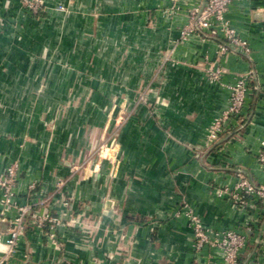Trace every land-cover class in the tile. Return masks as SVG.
<instances>
[{"label": "crops", "instance_id": "obj_1", "mask_svg": "<svg viewBox=\"0 0 264 264\" xmlns=\"http://www.w3.org/2000/svg\"><path fill=\"white\" fill-rule=\"evenodd\" d=\"M45 3L49 16L40 23L26 14L21 0H0V171L18 161V203L64 221L57 228V245L42 228L28 224L1 264H189L196 252L189 219L179 213L185 204L216 230L242 229L250 220L264 218L261 203L237 209L216 194L220 184L233 187L235 167L264 183L258 160L264 141V0H235L226 12L249 41L251 53L247 59L232 52L219 62L224 83L252 69L257 76L247 96L244 125L228 130L213 145L207 127L230 95L225 84L210 82L205 72V56L217 58V41L199 35L178 41L186 16L165 17L163 8L170 0ZM62 3L72 12L58 10L56 4ZM46 36L49 42L42 44ZM111 50L123 57L114 63L113 80L104 79V63H95L100 75L92 85L119 88L129 79L131 85L149 88V102L159 104L130 116L118 137L124 152L118 165L112 158L86 165L93 147L88 131L76 129L72 110L66 106L59 111L58 103L88 102L92 93L86 97L84 88L93 75L85 57ZM42 54L49 60L43 61ZM59 55L68 58L70 69L57 63ZM77 56L81 58L74 62L71 58ZM125 65L127 74L122 75ZM78 69L84 72L81 78L75 76ZM45 70L58 73L47 79ZM43 104H51L50 109ZM83 116L78 112L77 119ZM33 182L37 187L31 190ZM3 209L0 202V217ZM260 222L248 233L241 264H264ZM0 225L3 255L9 222ZM199 258L200 264H225L211 248Z\"/></svg>", "mask_w": 264, "mask_h": 264}, {"label": "built area", "instance_id": "obj_2", "mask_svg": "<svg viewBox=\"0 0 264 264\" xmlns=\"http://www.w3.org/2000/svg\"><path fill=\"white\" fill-rule=\"evenodd\" d=\"M233 1L235 0H206L202 6V3H191L189 0H170V4L166 7L170 12L168 18H174L181 13L186 16V23L180 28L178 41H186L193 35L217 41L218 59L210 60L207 55L204 58L206 75L212 83L225 84L223 80L225 69L219 62L225 59L227 54L241 52L250 55L251 53L249 41L240 35L226 17V12ZM21 5L24 10L34 16L46 11L45 0H21ZM59 8L63 10L65 5L60 4ZM252 72L254 71L243 73L233 83L225 84L230 93L229 101L225 109L215 116L208 129L211 142L216 143L228 130L235 131L244 125ZM258 160L264 168V141L261 142ZM235 168L237 169L234 170L236 181L233 187L228 183L220 184L216 194L221 197L226 196L237 209L244 210L258 202L264 207V183L249 179L239 170L241 167ZM20 176L21 166L18 161L12 162L0 171V202L4 207L0 224L4 221L9 222L4 239L7 249L3 255H0V264L15 250L28 224L42 228L45 236L56 245L60 242L57 228L63 224L62 216H54L49 211L34 209L31 204L18 203L17 188ZM36 187L35 182L30 184L31 190ZM40 202L45 204L47 199L43 198ZM12 210H16L14 215H10ZM28 213H31V216L27 221ZM179 213H184L188 217L193 229V248L196 258L189 264H200L199 255L205 248L215 249L222 256L225 264H241V256L249 245L248 233L253 230L259 220L264 227V218L262 220L256 218L250 220L242 229L216 230L206 226L202 218L187 204Z\"/></svg>", "mask_w": 264, "mask_h": 264}, {"label": "rangeland", "instance_id": "obj_3", "mask_svg": "<svg viewBox=\"0 0 264 264\" xmlns=\"http://www.w3.org/2000/svg\"><path fill=\"white\" fill-rule=\"evenodd\" d=\"M56 8L60 10L59 4H56ZM47 9L48 7L46 5V11L39 13L36 16L29 14L26 10L25 12L27 15L31 16L33 19H36L41 23L44 21L45 18L47 19V16H49ZM61 11H63L64 14H69L72 12L70 7L68 6H65V8ZM154 12L155 10L153 11V13ZM163 14L165 15V17L168 18L170 12L168 11V9L163 8ZM47 42H49V39L46 36L45 39L42 40V44H45ZM235 53L244 55L245 57H247V59L250 58L249 54L247 55L241 52H235ZM41 57L43 61H44V58L46 60H49L48 54H44V55L42 54ZM80 58L79 56H77V60L76 58H73V57L71 59L75 62V61H79ZM85 58L87 59V60L85 59L86 62L90 61L91 67L89 68V73L90 75H93V76L89 77V79H92L91 85L88 86L87 88H84L86 91V93L84 94L86 97H88L92 93V95L90 96L91 99L88 102H83V103L81 101L80 102L74 101L70 103L61 102L58 104L63 109L59 108L58 110L64 111L65 107L67 106L68 109L70 108L73 112L74 123H75L74 127L76 129L79 128L80 130L87 129L86 131H88V136H89L90 142L93 144V147L91 148V151L88 154V158L85 162L86 165L87 164L89 165L90 160L94 159L97 161L98 158L118 159L116 162L118 165L119 159L120 158L124 159V152L120 151L119 146L117 144L118 137H119V133L121 131L123 132V130L128 124V121H130V116H134V114L138 111L140 112L144 110H154L158 107L159 103L149 102V91H148L149 88L145 86H140V85H131L129 84V79H123V84L119 88L113 87L112 84L106 88H103V87L98 88L96 86H93L94 85L93 82L98 80L97 75L99 74V72H97L96 70L95 63H104L106 66L104 74H103L105 76L104 79L107 80V78H111V80H113L114 70L116 68L114 67V63L118 62L119 59L123 57H121L120 55L116 56L112 54V50H111V54L108 53V54H105V56L100 55L99 57L97 55H89V56L87 55ZM66 59L68 58L65 55L64 56L59 55L57 63L59 65H62L63 69L64 68L70 69L69 65L67 64L69 61H66ZM216 59H218V56ZM46 63H49V62L46 61ZM127 67H129V65L128 66L125 65V68L121 70L122 75L127 74V70H126L128 69ZM252 70L254 71V69ZM54 72L56 74L58 73L56 71L45 70L44 71V74L46 76L45 78L49 79L51 75L52 76L54 75L53 74ZM205 72H207L206 63H205ZM83 73L84 72L81 69H78V71H75V76L78 78H81ZM252 73L253 75L250 78L251 88L253 87V85H251V82L254 80L255 76H257L255 71ZM59 74H61V72ZM140 75L143 77L142 73ZM240 75H238L237 77H239ZM62 89L63 88H59V94H58L59 98H61L60 94H62L61 93ZM43 105H45L44 109L46 108V110H49L51 107V104L50 105L43 104ZM78 112L84 114L82 119H77ZM214 118L212 119L211 123L207 127V134H206L208 142H210L212 145L214 144V142H211V139L208 137V134H209L208 129L211 126ZM118 154H120V156H118ZM78 169H81V168H78Z\"/></svg>", "mask_w": 264, "mask_h": 264}, {"label": "water", "instance_id": "obj_4", "mask_svg": "<svg viewBox=\"0 0 264 264\" xmlns=\"http://www.w3.org/2000/svg\"><path fill=\"white\" fill-rule=\"evenodd\" d=\"M206 0H203L202 2V6L205 4ZM233 170H237L236 168H232ZM240 171H242L249 179L253 180V178L251 177L250 173L247 171L246 168H239Z\"/></svg>", "mask_w": 264, "mask_h": 264}]
</instances>
